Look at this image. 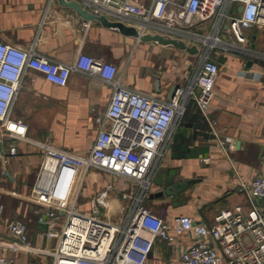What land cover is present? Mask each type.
I'll return each mask as SVG.
<instances>
[{"label":"crops","instance_id":"1","mask_svg":"<svg viewBox=\"0 0 264 264\" xmlns=\"http://www.w3.org/2000/svg\"><path fill=\"white\" fill-rule=\"evenodd\" d=\"M83 20L59 0H0L1 40L22 47L34 44L39 53L68 63L83 44L87 53L118 65L126 84L161 98L169 99L173 84L191 82L203 52L210 48L220 64L210 112L219 138L227 141V150L191 100L184 122L173 131L171 145L154 170L151 191L164 188L155 180L169 172L176 180L194 181L175 195L159 199L151 195L149 205L169 222L186 213L211 223L221 210L237 204L248 211L251 205L239 188L240 178L264 175V26L246 30L247 39L242 43L222 30L224 43L220 44L212 37L217 17L175 26L173 36L197 45L199 51L192 53L173 44L141 40L98 19L92 20L85 36ZM122 20L145 32L159 29L154 24L145 28L143 20L135 16ZM112 93L111 84L78 70L72 71L65 85L47 80L36 70L25 76L14 116L27 122L29 139L0 142V253L6 250L12 254L16 264H52L57 243V238L46 236L48 225L43 217L47 206L34 192L43 161V149L35 141L86 153L98 133L96 112L108 106ZM10 143L17 145L16 154L8 151ZM128 181L91 169L80 191L81 208L88 211L97 206L102 215L112 219L121 212L122 220L136 192L128 191ZM14 221L26 225L32 250H13L5 244L14 239L10 230ZM191 242L188 234L178 235L174 241L158 238L148 264H182L181 253Z\"/></svg>","mask_w":264,"mask_h":264},{"label":"built area","instance_id":"2","mask_svg":"<svg viewBox=\"0 0 264 264\" xmlns=\"http://www.w3.org/2000/svg\"><path fill=\"white\" fill-rule=\"evenodd\" d=\"M78 1L95 15L112 20L135 16L143 20L145 28L154 24L157 31L170 36L179 24L190 26L217 17L212 34L215 44L224 43L222 30L242 43L247 39L246 30L264 26V0ZM232 2H237L236 6ZM239 4L242 10H237ZM91 26L92 20L84 18L85 36ZM31 70L60 85L67 84L72 71L78 70L99 76L113 87L108 106L96 112L98 133L89 151L77 154L50 142L35 141L43 149V161L34 192L47 206L43 217L48 225L46 236L57 238L52 264H148L158 238L174 241L181 234L192 238L181 253L182 264H264L263 174L249 180L240 178L239 188L251 205L248 211L237 204L221 210L211 223L186 213L169 222L146 201L152 194L154 170L167 153L172 133L191 100L196 101L209 128L219 138L210 107L220 64L210 48L203 52L191 82L179 86L174 98L166 99L126 84L118 65L87 53L83 44L74 61L68 63L39 53L34 44L22 47L0 39V142L6 138L29 139V126L14 116V107ZM219 141L227 150V141ZM8 151L16 154L17 145L10 143ZM91 169L104 170L139 185L122 220L102 215L97 206L88 211L81 208L80 191ZM10 230L14 239L6 241L7 246L13 250L34 248L23 222L10 223ZM0 264H16V259L4 250Z\"/></svg>","mask_w":264,"mask_h":264},{"label":"water","instance_id":"3","mask_svg":"<svg viewBox=\"0 0 264 264\" xmlns=\"http://www.w3.org/2000/svg\"><path fill=\"white\" fill-rule=\"evenodd\" d=\"M61 3L66 4L74 8L81 16L88 20L98 19L101 20L105 25L116 27L121 30L123 33L128 35H135L141 40L145 41H157L162 44H173L179 48H183L189 52L196 53L199 51L196 44H188L183 38L177 36H170L163 32H151L138 29L136 26L129 25L123 20H112L106 15H95L89 11L88 6H83L78 0H59ZM243 9V5H240V10ZM179 88L178 84H173L169 93V99L174 98L176 95L177 89ZM193 179L188 180H176V177L173 173L169 172L165 175L164 178L155 180L160 186L164 188L157 190L151 195L164 196L165 194L175 195L181 193L186 189V187L193 182ZM64 212V210H62Z\"/></svg>","mask_w":264,"mask_h":264},{"label":"rangeland","instance_id":"4","mask_svg":"<svg viewBox=\"0 0 264 264\" xmlns=\"http://www.w3.org/2000/svg\"><path fill=\"white\" fill-rule=\"evenodd\" d=\"M105 174V173H103ZM139 188V185L136 183V182H132L131 180L128 181V191L131 192V191H137ZM160 197V196H157V198ZM151 194H149V196L147 197L146 201H147V204L149 205V203H151ZM159 199V198H158ZM81 201V200H80ZM151 207V205H149ZM153 209V208H152ZM123 217L122 213H117L115 215H113V219L114 220H118L120 221V219Z\"/></svg>","mask_w":264,"mask_h":264},{"label":"trees","instance_id":"5","mask_svg":"<svg viewBox=\"0 0 264 264\" xmlns=\"http://www.w3.org/2000/svg\"><path fill=\"white\" fill-rule=\"evenodd\" d=\"M187 111H188V109H187ZM187 111H186V113H185V115H184V117H183V119H182L180 125H182V123L184 122V119H185V116H186V114H187ZM180 125H179V126H180Z\"/></svg>","mask_w":264,"mask_h":264}]
</instances>
